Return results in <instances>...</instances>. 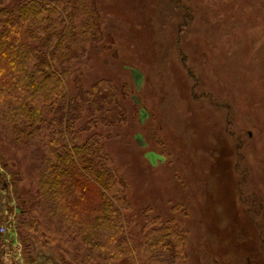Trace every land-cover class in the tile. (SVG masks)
Listing matches in <instances>:
<instances>
[{
	"label": "rangeland",
	"instance_id": "rangeland-1",
	"mask_svg": "<svg viewBox=\"0 0 264 264\" xmlns=\"http://www.w3.org/2000/svg\"><path fill=\"white\" fill-rule=\"evenodd\" d=\"M59 1L63 31L84 30L83 3L95 12L98 30L63 52L60 109L67 134L91 139L119 182L128 207L117 241L148 264L147 232L174 222L182 264L264 261V0ZM35 140L0 120V264H104L96 254L79 263V234L39 208L46 148ZM245 208L251 218L232 222Z\"/></svg>",
	"mask_w": 264,
	"mask_h": 264
},
{
	"label": "trees",
	"instance_id": "trees-1",
	"mask_svg": "<svg viewBox=\"0 0 264 264\" xmlns=\"http://www.w3.org/2000/svg\"><path fill=\"white\" fill-rule=\"evenodd\" d=\"M60 2L24 0L11 8L0 6V120L16 134L17 140L38 139L46 148L37 179L39 208H49L50 220L59 228L65 225L76 230V238L87 247L80 248L85 251L84 258L79 256L76 260L83 263L96 254V259L101 258L104 264H138L128 247L116 238L121 210L128 207L122 193L112 189L119 185L118 180L96 156L99 148L92 145L91 139L82 142L67 134L70 129L65 130L60 105L65 101L64 85L69 75L61 58L79 36L88 37L98 29L93 8L83 3L84 30L63 31L65 20ZM66 18L72 21L71 14L67 13ZM97 94L102 98L111 96L105 87L98 89ZM92 105L96 106L94 102ZM67 128L73 129L69 125ZM208 205L212 211L211 203ZM242 213V218L240 212L234 216L231 213L232 222L251 218L249 209ZM210 219L213 221V217ZM259 226L255 224L253 230L261 232ZM254 237L252 233L247 240L253 243ZM144 246L143 257L148 264H182L186 257L185 238L174 222L150 229ZM249 254L246 264H264Z\"/></svg>",
	"mask_w": 264,
	"mask_h": 264
}]
</instances>
